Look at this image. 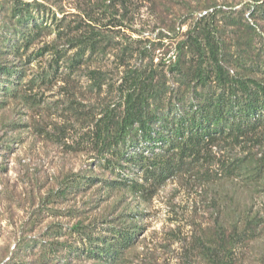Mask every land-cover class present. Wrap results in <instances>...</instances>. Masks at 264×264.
I'll return each instance as SVG.
<instances>
[{"label": "rangeland", "instance_id": "1", "mask_svg": "<svg viewBox=\"0 0 264 264\" xmlns=\"http://www.w3.org/2000/svg\"><path fill=\"white\" fill-rule=\"evenodd\" d=\"M21 1L43 3L68 37L47 31L17 44L24 28L12 21L13 0H0V64L18 71L0 74L8 96L7 103L0 98V264H217L205 245L224 213L229 224L240 215L264 221V179L256 175L264 129L213 146L203 161L158 187L145 183L134 161H114L121 170L111 172L90 132L104 110L121 105L130 68L163 70L178 89L169 65L213 3L231 12L218 16L212 30L230 74L264 83V0H125L126 8L122 0ZM89 25L116 47L93 54L72 44ZM194 56L185 48V69L193 68ZM148 145L141 141L131 151L151 157L158 149ZM132 178L144 192L124 183ZM77 224L83 232L73 231ZM126 228L137 231L136 242L114 263L66 253V245L79 247L88 234L107 249ZM254 238L235 249L234 264H264V230Z\"/></svg>", "mask_w": 264, "mask_h": 264}, {"label": "trees", "instance_id": "2", "mask_svg": "<svg viewBox=\"0 0 264 264\" xmlns=\"http://www.w3.org/2000/svg\"><path fill=\"white\" fill-rule=\"evenodd\" d=\"M123 7L126 8V5ZM206 8V13L190 29L188 40L178 44L176 60L169 65V71L178 75L175 79L178 89L174 90L172 83H168L163 70L130 68L120 85L121 105L118 109L104 110L97 118L90 136L96 144L98 157L104 160L107 168H111V172L121 170L115 167L114 161H134L145 183L158 187L186 166L203 161L205 153L213 146L222 142H239L264 129V83L249 76H232L228 70L230 61L212 36L216 18L231 12L214 3ZM11 18L13 23L24 28L17 44L33 40L47 31L68 37L65 32L67 26L51 17L43 3L13 0ZM70 42L84 45L81 48L83 52L89 49L93 54L106 53L116 47L110 36L91 26L71 37ZM185 48L195 54L196 61L190 70L185 69L183 64ZM121 51L123 55L130 56L129 46L122 47ZM140 54L143 55L144 51ZM185 70H189L190 74L181 73ZM9 73L17 75L18 71L13 66L0 64L1 76ZM98 80L105 82L102 77ZM1 86L0 81V98L2 96L3 103H7L8 96ZM16 93L14 86L10 97H16ZM141 141L158 151H153L151 157H145L143 151L135 154V150L131 151L132 146H140ZM240 162L242 160L233 164L236 166ZM260 163L261 169L256 175H263L264 179V160ZM124 183L131 187L136 184L140 192L146 188L134 178L126 179ZM241 216L229 224L226 220L227 217L230 219V215L224 213V220L218 223L217 229L207 234L210 243L205 246L211 253L210 258L214 256L217 264H234L235 249L245 246L264 230V221L260 217L245 215L242 220ZM80 225H75L73 231L83 232ZM137 235V231L127 228L117 230L114 241L106 249L94 244L92 241L96 238L91 239L88 234L81 237L79 247L66 245L69 248L66 253L77 259L91 258L95 253L99 260L114 263L135 244ZM99 249H103L104 253H99Z\"/></svg>", "mask_w": 264, "mask_h": 264}]
</instances>
